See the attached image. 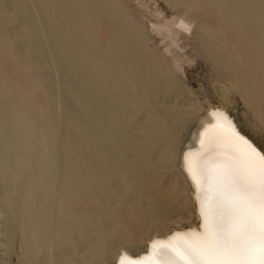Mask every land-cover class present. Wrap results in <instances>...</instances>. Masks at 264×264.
I'll list each match as a JSON object with an SVG mask.
<instances>
[{
  "label": "bare ground",
  "instance_id": "bare-ground-1",
  "mask_svg": "<svg viewBox=\"0 0 264 264\" xmlns=\"http://www.w3.org/2000/svg\"><path fill=\"white\" fill-rule=\"evenodd\" d=\"M135 1L144 22L124 0H0V256L18 235L20 264L43 254L55 264L54 244L64 254L56 263L69 261L62 234L73 216L65 208L82 199L109 216L95 227L97 260L89 264L147 256L151 240L199 231L185 152L220 129L264 151L246 131L264 134V0H180L186 5L170 11ZM4 5L21 32L9 27ZM187 36L210 63L216 102L195 97L179 75L191 61L179 53ZM234 98L252 122L231 112ZM160 148L177 187L172 199L159 180ZM105 243L112 246L100 257Z\"/></svg>",
  "mask_w": 264,
  "mask_h": 264
},
{
  "label": "snow or ice",
  "instance_id": "snow-or-ice-1",
  "mask_svg": "<svg viewBox=\"0 0 264 264\" xmlns=\"http://www.w3.org/2000/svg\"><path fill=\"white\" fill-rule=\"evenodd\" d=\"M184 156L199 231L175 232L171 243L151 240L147 256L125 253L115 264H264V151L220 129Z\"/></svg>",
  "mask_w": 264,
  "mask_h": 264
},
{
  "label": "rangeland",
  "instance_id": "rangeland-1",
  "mask_svg": "<svg viewBox=\"0 0 264 264\" xmlns=\"http://www.w3.org/2000/svg\"><path fill=\"white\" fill-rule=\"evenodd\" d=\"M124 1L129 6V8L133 12H135V14L137 16L141 17V15H143L141 8L138 7L137 3L135 4V2H136L135 0H124ZM142 1H143V3L147 2L146 4L150 10H153L154 8L157 7L160 9H164L166 11L167 10L170 11L171 8L174 7L175 3L178 5H180V4L186 5V3L183 4L184 2H181L180 0H179V2L177 0H168L167 1L168 3L165 0H150V1L149 0H141L140 2L142 3ZM205 4H206L205 2L199 1L195 5L198 6V7L196 6V8H198L199 10H201V11L204 10V11H202V13H205V9H204V8H206ZM202 6H204V7H202ZM4 14L6 15L7 18L10 19V26L9 27L10 28L17 27V28H19L18 31L21 32L22 29L20 28L19 20L15 16H12L13 15L12 11H9V9L7 11L6 5H4ZM10 14H12V15H10ZM14 19L16 22L14 21ZM141 19L144 22V19L142 17H141ZM6 29H7V27H6ZM7 35H8V32H7ZM8 38H9V36H8ZM152 38H153L152 41L158 42V37L153 36ZM181 40H180L181 41L180 46L184 47V49L182 48L183 50H179V53L180 54L185 53L184 55L186 56V58H188L189 61L190 60L191 61L188 62L185 60L186 62L182 66V73L179 75H181L182 80L185 82V84L191 88L193 95L195 97H197L198 99H202L204 101L210 100V102H216L217 100L214 97V93H213L212 89H213V86H215L218 82L215 80V77H214L215 75H213L214 73H213V70L210 66V63L204 58L203 55L198 53V49H197L194 41L191 38H189V36L182 38ZM183 45H185V46H183ZM234 99H235L236 107L233 108V110L231 109V112L234 114H237L236 117H239V119H241L242 121H246V119H247L248 122H250L252 120V118L249 116V113L246 112L245 116H243L241 114V112H243V111L245 112V109L242 108V106L240 104L239 105L237 104L238 102H237L236 98H234ZM176 101H180V99H176L175 103H176ZM239 109L241 111H239ZM165 113H166V111H165ZM242 117L246 118V119H242ZM176 120L177 119L174 117L172 119H170V118L168 119V121L166 123V130L169 134L167 135V137L170 135V133L172 135V133H173L172 131L174 130L173 127H175L174 122H176ZM240 123H242V125H243V122H240ZM245 128L246 127L244 126V129ZM246 131H247V133L249 132L250 135H252L254 137V139L264 148V134L261 131H260V133H257L256 135H253L249 129H247ZM164 141H166V142H164ZM168 143L169 142L167 139L162 141L163 145L168 144ZM157 147H159V144L157 145ZM155 152H156V164L160 167L159 180L164 185V191L166 192L167 197L172 199L175 195V189H177V187H176V184L171 185L169 182H167L166 171L163 169V166L169 167V163L167 160H164L165 152L163 151V149L160 148L158 153H157V150ZM34 173L35 172L32 169H29L26 172L25 177H29V176L32 177L34 175ZM1 182H2V180L0 179V199L3 197V185ZM10 183L13 184V182H10ZM88 193L92 194L91 191H88ZM12 198H14V197H12ZM82 200H83V202H78L74 205H69L65 208L67 210L66 215L69 216L70 218H71V216H73V217L71 219L72 225H71V227H68V232H67L68 234L67 233L62 234V237L65 238V240L62 242V244H65V247L72 249V253H70V254L65 253L66 258L70 261V263H69V261H67V262H64L63 264H75V263L78 264V262H71V261L72 260L80 261L82 259H83L82 263H84V264L85 263L89 264V262H92V263L95 262L97 259L94 257L93 251H91V248L93 247L92 249H95L96 245L99 243V242H97V243L94 242V240L98 237V235L96 234V231H95V227H97V223L100 225L103 223V222H100V219L103 218L105 220H109L108 215L101 214L97 210L96 211L93 209L90 210V208L92 206H90L86 200H84V199H82ZM75 207L80 208V209L83 208V210L85 211V215L80 216L78 213L73 212L72 210ZM81 218H82V220H80ZM55 227L58 230H60V229L66 230L64 228V226H61L60 220H58L56 222ZM77 230L80 232V234H79V232H78V234L76 233ZM135 234H136V231H135ZM20 240L21 239L18 235L14 236L13 239H11V241L7 244L8 251L3 252V255H2V256H4V253H5L6 259H5V256L4 257L0 256V259L4 258V260L3 259L0 260V264H2V263L6 264V262H8L9 264H20V262H19L20 261L19 257L21 255V241ZM103 240L105 241V239H103ZM114 242H115V240L113 241V243ZM105 244L106 245L99 248L102 250V252H100V254H99L100 257L105 251H107L109 249V247L112 246V243H105ZM56 245H58V243H56ZM58 246H60V245H58ZM51 252H52V254H54L55 264H57L56 262L58 260L57 259L58 257L56 255L57 253H60L61 255L64 256V254L62 252L58 251V248L55 246V244H54V247L51 250ZM85 255H86V257H84ZM89 255H90V258H92V259L89 258ZM88 259H89V261H88ZM21 263L24 264L23 262H21ZM33 263L34 264H45L44 254H43V257L37 258Z\"/></svg>",
  "mask_w": 264,
  "mask_h": 264
}]
</instances>
